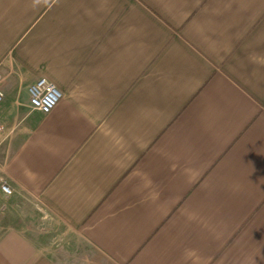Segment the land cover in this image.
I'll list each match as a JSON object with an SVG mask.
<instances>
[{
    "label": "crops",
    "instance_id": "1",
    "mask_svg": "<svg viewBox=\"0 0 264 264\" xmlns=\"http://www.w3.org/2000/svg\"><path fill=\"white\" fill-rule=\"evenodd\" d=\"M0 74V264H264V0H0Z\"/></svg>",
    "mask_w": 264,
    "mask_h": 264
},
{
    "label": "built area",
    "instance_id": "2",
    "mask_svg": "<svg viewBox=\"0 0 264 264\" xmlns=\"http://www.w3.org/2000/svg\"><path fill=\"white\" fill-rule=\"evenodd\" d=\"M3 77L0 74V85ZM31 107L33 110L40 111L44 114H50L63 99L62 92L48 79H39L29 89ZM3 103V94L0 92V106ZM5 134V127L0 120V144ZM2 190L6 194H11V189L4 185Z\"/></svg>",
    "mask_w": 264,
    "mask_h": 264
}]
</instances>
